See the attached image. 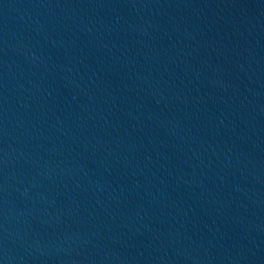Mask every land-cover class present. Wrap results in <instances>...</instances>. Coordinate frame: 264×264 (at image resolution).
Returning <instances> with one entry per match:
<instances>
[{"label":"water","instance_id":"water-1","mask_svg":"<svg viewBox=\"0 0 264 264\" xmlns=\"http://www.w3.org/2000/svg\"><path fill=\"white\" fill-rule=\"evenodd\" d=\"M0 264H264V220L107 133L0 91Z\"/></svg>","mask_w":264,"mask_h":264}]
</instances>
